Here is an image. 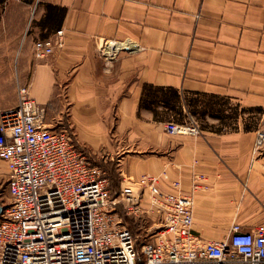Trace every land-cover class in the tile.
I'll use <instances>...</instances> for the list:
<instances>
[{
	"label": "crops",
	"instance_id": "crops-1",
	"mask_svg": "<svg viewBox=\"0 0 264 264\" xmlns=\"http://www.w3.org/2000/svg\"><path fill=\"white\" fill-rule=\"evenodd\" d=\"M23 1L31 17L11 47L18 49L15 73L0 71V110L26 85L45 105L48 124L62 119L79 146L112 163L118 176H157V191L179 179L191 194L192 229L204 239H222L217 227L234 221L243 229L264 224V170L246 172L256 129L242 122L167 134L164 124L177 112L161 101L167 93H143L144 85L175 88L170 103L182 113L194 92L264 111V0ZM48 6L59 15L46 21ZM5 9L0 18L11 15ZM60 28L62 47L34 58L33 41ZM115 41L129 48L106 59L99 46Z\"/></svg>",
	"mask_w": 264,
	"mask_h": 264
},
{
	"label": "built area",
	"instance_id": "built-area-1",
	"mask_svg": "<svg viewBox=\"0 0 264 264\" xmlns=\"http://www.w3.org/2000/svg\"><path fill=\"white\" fill-rule=\"evenodd\" d=\"M63 42L61 28L35 39L34 58L52 55ZM128 43H105L99 50L111 59ZM45 113L26 85L18 87L14 105L0 110L9 200L0 216V264H264L263 223L243 229L234 221L222 239L202 238L192 229L191 194L179 179L171 180L170 190L157 191V176L133 181L121 173L112 189L101 161L79 146L67 123L50 125ZM201 130L194 117L164 124L169 134ZM263 144L260 128L253 153ZM118 204L148 233L139 252L141 235L122 220ZM147 220L152 223L144 227Z\"/></svg>",
	"mask_w": 264,
	"mask_h": 264
},
{
	"label": "rangeland",
	"instance_id": "rangeland-1",
	"mask_svg": "<svg viewBox=\"0 0 264 264\" xmlns=\"http://www.w3.org/2000/svg\"><path fill=\"white\" fill-rule=\"evenodd\" d=\"M7 8L8 13L11 12V17L8 16V18L6 16H4V18H0V71L5 75L7 72H11V73H15V63H16V55L18 53V49H14L11 50L12 46H16L17 41H18V36H17V32L19 31V29L21 27L24 26V23L26 21L29 20V18L31 17L30 14V6H27L25 4V2L23 0H14V1H10L9 4H0V12H2L3 10L5 11ZM5 15V13H4ZM10 17V18H9ZM27 18V19H25ZM10 25V29L8 32H3V30L1 29V27H4L5 25ZM13 71V72H12ZM3 84H7L6 82H3ZM9 84V83H8ZM205 97L201 98L199 97L197 100V104L196 106H194V108L197 110V114L191 112V111H184L183 113H181V115H172L173 118H178L180 120H188L189 117H194L198 122H200L202 125L207 124V123H216L218 122V120H214L210 117V115L208 114V109L207 107L204 108L203 106V102L205 101L204 99ZM221 107H223L225 109V113L231 114V116L233 115V110L236 111V118L234 117H230L228 118L229 127H233L234 125H242V122L245 119H248L249 115L252 113H249L247 111H243L242 109H244L246 106L242 105L240 102L235 101V100H230L229 104H225L222 105ZM192 108V107H191ZM205 111V115H201L200 111ZM253 118H250V121H255V128L256 131L258 129H262L264 130V111L261 114H253L252 116ZM62 120V119H60ZM67 122V121H66ZM199 123V124H200ZM254 123V122H252ZM164 130V128H163ZM165 132V131H164ZM169 134V133H167ZM200 134V133H199ZM172 135V134H171ZM198 135V134H197ZM256 137V136H255ZM255 140V139H254ZM254 143V142H253ZM253 149V145L250 151V160L249 163L246 167V172L248 170H255V171H262L264 170V144L263 146L256 152L253 153L252 151ZM261 158V159H259ZM101 163L103 164L104 162L101 161ZM115 171V169H114ZM5 172H6V165L4 163V161H2L0 159V205L2 207V211L1 214L4 210V208L7 206L8 204V193H7V189H6V184H5ZM109 174V173H108ZM120 176H118L116 174V181L113 180L114 182L112 183L113 185H117L119 180H120ZM115 187H112V189H114ZM118 207V213L119 215H121V210L123 212L122 215H124V211L123 208L121 207L120 204L117 205ZM116 207V208H117ZM1 216V215H0ZM152 216V215H151ZM122 217V220L126 221L129 226H131V228H133L134 234L138 233L141 235V237H139V244L141 243V241H143L144 239H146L148 237V233H145L144 228L138 227V225L136 224L135 221L131 220L130 218H127L125 215L124 217ZM152 223V221L147 220L145 222L144 227H148L150 224ZM227 226H219L217 227V231H218V237H222L225 236L227 234L228 231Z\"/></svg>",
	"mask_w": 264,
	"mask_h": 264
},
{
	"label": "trees",
	"instance_id": "trees-1",
	"mask_svg": "<svg viewBox=\"0 0 264 264\" xmlns=\"http://www.w3.org/2000/svg\"><path fill=\"white\" fill-rule=\"evenodd\" d=\"M5 2V0H0V4H3ZM56 9L57 7L56 6H48L47 7V12H46V15H45V20L46 21H49V19L55 15H59L58 11L56 10H52V9ZM61 14L60 15H63V10H61ZM146 91H150L151 93H167L166 96H168V98H163V100H161L163 103H165L168 107L167 108H170L171 110H174V111H177L175 114L177 115H181V111L180 110H176L175 107H174V104H171V103H174L175 101V97L177 96V90L175 88H172V87H163V86H153V85H144L143 86V93L146 92ZM191 93V92H189ZM194 93H197L196 95H190L188 98H187V102L190 103V106H192V108H190V111L197 114V110L194 108V106H196L197 104V100H200L198 99L199 97L201 98L202 97H205V101L203 102V106L204 108L207 107L208 109V114L210 115V117L212 118H217L218 119V122H216L215 124L214 123H207V124H204L202 125L200 122V128L202 129L203 127L205 128H209L211 130H214L216 132H221L223 130H225V126H227L228 128V124H229V121H228V118L230 117H234L236 118V111H232L233 112V115L231 116V114H228V113H225V109L223 107H221L222 105H225V104H229V98L228 97H224V96H219V95H216V94H206V93H201V92H194ZM164 97V96H163ZM186 100V99H185ZM171 102V103H170ZM205 110V111H206ZM243 111H247L249 113H251L248 117V119H245L243 121V128L245 130H249V129H256L255 128V121H250L249 119L250 118H253V114H262L263 113V107L259 106V105H251V106H247L245 107L244 109H242ZM205 111H200L201 115H205ZM175 122L177 123H183L185 122V120H180L178 118H175L174 119ZM254 122V123H252ZM231 128H236V125H234L233 127ZM103 167H105V169L107 170V173L108 176H109V180H110V185L111 187H117V185H113L112 183L114 182L113 180L116 181V172L114 171V165L112 163H103L102 164ZM116 210H118V207L116 208ZM121 213L123 214L122 210H121ZM124 217V215H122ZM130 229H131V232L134 234V231H133V228H131V226H129ZM137 247V251L139 252V249H140V244L137 243L136 245ZM141 257L139 256L138 257V260H140Z\"/></svg>",
	"mask_w": 264,
	"mask_h": 264
},
{
	"label": "water",
	"instance_id": "water-1",
	"mask_svg": "<svg viewBox=\"0 0 264 264\" xmlns=\"http://www.w3.org/2000/svg\"><path fill=\"white\" fill-rule=\"evenodd\" d=\"M1 211H2V207H1V205H0V215H1Z\"/></svg>",
	"mask_w": 264,
	"mask_h": 264
},
{
	"label": "bare ground",
	"instance_id": "bare-ground-1",
	"mask_svg": "<svg viewBox=\"0 0 264 264\" xmlns=\"http://www.w3.org/2000/svg\"><path fill=\"white\" fill-rule=\"evenodd\" d=\"M108 44H109V43H108ZM111 46H112L111 44L108 45L109 48H110Z\"/></svg>",
	"mask_w": 264,
	"mask_h": 264
}]
</instances>
